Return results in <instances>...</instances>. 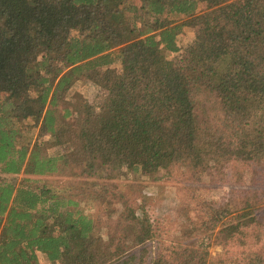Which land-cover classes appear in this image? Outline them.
Returning <instances> with one entry per match:
<instances>
[{
    "label": "trees",
    "instance_id": "obj_1",
    "mask_svg": "<svg viewBox=\"0 0 264 264\" xmlns=\"http://www.w3.org/2000/svg\"><path fill=\"white\" fill-rule=\"evenodd\" d=\"M80 79L103 90L98 109L69 94ZM232 161L264 163V0H0V264L225 263L208 247L243 245L257 200L208 207L152 256L151 223L108 181ZM54 174L82 187L37 178ZM112 200L114 220L88 213Z\"/></svg>",
    "mask_w": 264,
    "mask_h": 264
},
{
    "label": "rangeland",
    "instance_id": "obj_2",
    "mask_svg": "<svg viewBox=\"0 0 264 264\" xmlns=\"http://www.w3.org/2000/svg\"><path fill=\"white\" fill-rule=\"evenodd\" d=\"M194 36V28H183L177 36L179 50L175 53L167 52L166 58L170 62L179 61L192 45ZM74 93L83 96L95 109H98V105L104 98L103 90L88 79L76 81L69 91V94ZM47 139L42 138V140ZM48 151L54 153V148ZM2 176L13 177L17 183L28 175L21 173L18 175L2 174ZM37 178L53 180L52 185L60 186L61 189L69 186L67 183L70 178H72L71 181L75 179L71 188H80L83 184L78 176L68 177L54 174ZM108 184L116 185L112 187L114 193L122 194V200L130 198L128 204L136 207L138 214L143 212L148 218L152 225L153 236L145 245L149 250L148 255L151 253L152 256L161 250L171 249L172 243L185 244L188 241L185 239V228L193 224L191 221L200 223L204 220L210 206H223L228 202L237 203L246 198H251V201L257 200L260 206L264 205L263 162L232 161L219 168L207 170L196 180L191 178L190 172L183 166L173 164L168 169L159 171L157 178L149 175L130 178L120 176L108 181ZM99 205L93 204L88 213H91L94 218L99 217L102 224L109 217L114 220L122 209L118 200H112L111 206ZM112 208L115 209L113 213L110 212ZM261 210V213H264V206ZM190 239V242H193L191 245H204L206 242V236L203 233H194ZM208 252L212 256L222 255L225 263L221 264H260V262L263 264L264 224H258L250 229L243 245H239L234 240L226 246L211 245L208 247ZM37 256L36 264H51L42 254L38 253Z\"/></svg>",
    "mask_w": 264,
    "mask_h": 264
}]
</instances>
